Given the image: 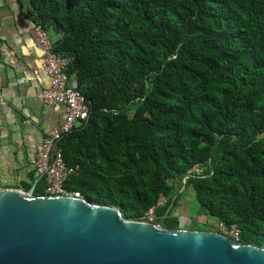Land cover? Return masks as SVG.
Instances as JSON below:
<instances>
[{
    "label": "trees",
    "instance_id": "1",
    "mask_svg": "<svg viewBox=\"0 0 264 264\" xmlns=\"http://www.w3.org/2000/svg\"><path fill=\"white\" fill-rule=\"evenodd\" d=\"M29 4L61 33L54 51L70 58V85L89 108L57 143L77 167L67 191L125 220L152 210L168 231L192 191L206 222L264 250V0ZM194 166L202 175H187ZM37 178L32 195L43 196Z\"/></svg>",
    "mask_w": 264,
    "mask_h": 264
},
{
    "label": "water",
    "instance_id": "2",
    "mask_svg": "<svg viewBox=\"0 0 264 264\" xmlns=\"http://www.w3.org/2000/svg\"><path fill=\"white\" fill-rule=\"evenodd\" d=\"M0 186V264H264L216 232L168 231L82 198Z\"/></svg>",
    "mask_w": 264,
    "mask_h": 264
},
{
    "label": "crops",
    "instance_id": "3",
    "mask_svg": "<svg viewBox=\"0 0 264 264\" xmlns=\"http://www.w3.org/2000/svg\"><path fill=\"white\" fill-rule=\"evenodd\" d=\"M35 22L29 0H0V186L3 189L35 188L38 176L31 166L33 149L42 141L46 130L58 128L65 119L63 106L45 105L35 98L50 86L48 76L38 65L40 50L32 32ZM48 34L55 44L61 38V33L52 28Z\"/></svg>",
    "mask_w": 264,
    "mask_h": 264
},
{
    "label": "built area",
    "instance_id": "4",
    "mask_svg": "<svg viewBox=\"0 0 264 264\" xmlns=\"http://www.w3.org/2000/svg\"><path fill=\"white\" fill-rule=\"evenodd\" d=\"M32 32L40 50L38 65L50 80L49 88L39 92L35 98L45 105L63 106L65 119L58 128L45 131L42 141L36 144L33 149L31 166L35 175L42 178L43 186H45L44 196L81 198L78 192H70L65 188L68 178L77 173V167H69L65 164L62 150L57 143L77 124L87 120L89 108L84 95L70 85L67 74L70 58L54 51L48 30L40 21L34 23ZM202 172L203 168L194 166L187 172V175L200 176ZM163 204L164 200L161 199L158 205L162 206ZM144 222L155 225L152 210L146 215ZM214 232L240 244L241 232L236 228H227L223 223H219Z\"/></svg>",
    "mask_w": 264,
    "mask_h": 264
},
{
    "label": "rangeland",
    "instance_id": "5",
    "mask_svg": "<svg viewBox=\"0 0 264 264\" xmlns=\"http://www.w3.org/2000/svg\"><path fill=\"white\" fill-rule=\"evenodd\" d=\"M173 215H176L180 220L181 224L178 230L201 232L202 229H205L204 232H212L216 227L215 222H206L204 212L193 200L192 191L182 193L180 202L173 210ZM182 219H184L183 222H181Z\"/></svg>",
    "mask_w": 264,
    "mask_h": 264
}]
</instances>
